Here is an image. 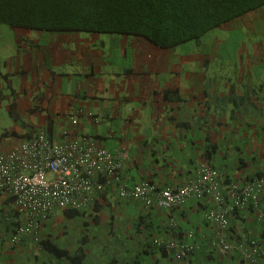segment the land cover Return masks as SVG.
<instances>
[{
	"label": "crops",
	"instance_id": "crops-1",
	"mask_svg": "<svg viewBox=\"0 0 264 264\" xmlns=\"http://www.w3.org/2000/svg\"><path fill=\"white\" fill-rule=\"evenodd\" d=\"M260 10L249 24L242 17L202 36L200 56L176 51L183 44L162 48L142 37L37 36L16 28L27 36L13 40L12 53L0 58V114L7 112L4 123L0 115V153L34 132L59 141L66 131L69 138L96 136L120 154L128 186L147 180L179 188L205 163L226 184L263 176ZM217 61L222 69L214 68ZM195 62L199 66L190 69ZM75 113L77 124L71 120ZM213 208L210 198L171 210L149 207L121 197L114 184L87 211L57 210L44 224L40 235L61 250L58 255L39 249L29 236L11 245L10 226L1 217L0 264H242L251 240L264 243V195L257 208L237 212L223 232L206 218ZM222 236L231 246L228 253Z\"/></svg>",
	"mask_w": 264,
	"mask_h": 264
},
{
	"label": "built area",
	"instance_id": "built-area-1",
	"mask_svg": "<svg viewBox=\"0 0 264 264\" xmlns=\"http://www.w3.org/2000/svg\"><path fill=\"white\" fill-rule=\"evenodd\" d=\"M121 168L123 157L97 147L92 139L51 142L43 132L0 153V195L6 207V211L0 209V218L14 223L11 245L19 244L32 228H39L56 208L87 211L114 184L120 186L123 198L142 200L149 207L156 204L171 210L193 199L210 198L216 208L206 218L222 232L229 228L236 210L252 202L257 207L264 194V177L224 187L222 174L206 163L189 184L179 188H161L151 181L129 187L119 176ZM24 211L31 215L29 224L19 221ZM220 244L225 253L231 251L224 236ZM242 260V264H264V243L251 240Z\"/></svg>",
	"mask_w": 264,
	"mask_h": 264
},
{
	"label": "trees",
	"instance_id": "trees-1",
	"mask_svg": "<svg viewBox=\"0 0 264 264\" xmlns=\"http://www.w3.org/2000/svg\"><path fill=\"white\" fill-rule=\"evenodd\" d=\"M263 5L264 0H0V22L15 29L84 33L96 38L98 34L142 37L165 48L200 40ZM96 146L105 148L101 141ZM75 210L65 214L83 213ZM42 244L50 253L61 251L49 240Z\"/></svg>",
	"mask_w": 264,
	"mask_h": 264
},
{
	"label": "rangeland",
	"instance_id": "rangeland-1",
	"mask_svg": "<svg viewBox=\"0 0 264 264\" xmlns=\"http://www.w3.org/2000/svg\"><path fill=\"white\" fill-rule=\"evenodd\" d=\"M260 11L261 10L259 8L255 9V10H252V11L248 12V14L243 16V17H246L245 21H247V23L249 24V22H252L253 20H255L259 16ZM238 23L242 24V19L239 20ZM234 28H235V30H237V25H235ZM219 29H220V31H225L224 30L225 28H219ZM263 30H264V27H263L262 31ZM32 32L36 33L37 36H40L38 31L34 30ZM209 33H211V32H209ZM82 34H84V33H82ZM113 35L114 34H111V35H108V34L107 35L106 34L99 35L98 34L99 37L97 39H102V38L110 37V36H113ZM21 36L26 37L27 34L23 33L20 30L12 28L11 26H9L7 24H4V23L0 22V58H4V57H6V56H8V55H10L12 53V41L15 40V39H18ZM205 36L203 38H205ZM31 37H34V35H31ZM117 37L119 38L120 36L117 35ZM91 38H92V35H91ZM19 39H21V38H19ZM204 50L205 49L203 47V41L202 40L201 41L200 40H194V41L186 42L183 45L178 46L176 48V51L185 52L186 54H189V55H198V56L202 55V52H204ZM156 52H157V48L154 47V49L151 52L152 56H154L156 54ZM113 55L116 56L117 52L115 51L113 53ZM195 65H196V67H198L199 63L195 62L194 65L191 64L190 65V69H192V70L195 69L196 68ZM186 66L184 68H186ZM214 68L222 69L223 68L222 62L217 61V63L215 64ZM4 113H7V112L6 111H2L1 114H0L1 115V120H2L1 122H3V123L5 122L3 120V117H4L3 114ZM7 124H9L7 127H10V128L12 127L13 120L11 119V116H10V120H8Z\"/></svg>",
	"mask_w": 264,
	"mask_h": 264
},
{
	"label": "clouds",
	"instance_id": "clouds-1",
	"mask_svg": "<svg viewBox=\"0 0 264 264\" xmlns=\"http://www.w3.org/2000/svg\"><path fill=\"white\" fill-rule=\"evenodd\" d=\"M264 7V5L262 6V7H260L259 9H261V8H263ZM248 14V13H247ZM247 14H245V15H247ZM244 15V16H245ZM243 17V16H242ZM242 17H239V18H236V19H233L234 21L235 20H238V19H240V18H242ZM49 32H53V33H55V34H57V33H63V34H74V33H70V32H54V31H49ZM77 34V33H76ZM75 35V34H74ZM93 116V115H92ZM80 117V114L79 113H75L74 115H72V122L74 123V124H77L78 122H77V119ZM39 132H43L44 134H45V132L44 131H39ZM39 132H34L33 134H31L30 135V137L29 138H31V137H33V136H35L36 134H38ZM47 135V134H46ZM63 138L61 139V140H59V141H62V140H66V141H71V140H81V139H83V138H89V139H92L93 140V143L95 144V145H97L98 143H100V139L99 138H97L96 136H93V135H81V136H79V137H74V138H69L68 137V132H66V131H64L63 132ZM48 136V135H47ZM52 139V138H51ZM54 141H57V140H54ZM104 149H106V150H108V151H110L108 148H104ZM110 152H112V151H110ZM112 153H114V152H112ZM115 154H117V153H115ZM118 155H120V154H118ZM206 164H209V163H206ZM210 165V164H209ZM212 166V165H211ZM123 167H124V161H123ZM213 167V166H212ZM216 169V168H215ZM122 170H123V168H122ZM198 172V171H197ZM220 172V171H219ZM121 173H122V171H121ZM222 177H223V185H224V187L226 186V187H228L230 184H232V183H239V184H244V183H246V182H248V181H250V180H253L254 178H256V177H253V178H249L248 180H246V181H233V182H231V183H229V184H226L225 183V179H224V176L222 175ZM257 177H264V175L263 176H257ZM122 179V178H121ZM122 181H123V179H122ZM124 182V181H123ZM143 182V181H142ZM151 182H153V181H151ZM125 184H127L126 182H124ZM141 183V182H140ZM138 184V183H137ZM117 185V184H116ZM119 186V185H118ZM110 187V186H109ZM129 187H132V186H129ZM119 193H120V186H119ZM264 195V194H263ZM121 196V195H120ZM122 197V196H121ZM262 197L263 196H261V199H262ZM229 198H230V194L228 193H226V199L229 201ZM261 199H260V202H261ZM195 200H198V199H195ZM142 201V200H141ZM260 202L258 203V206H259V204H260ZM96 203V202H95ZM255 206L254 204H253V202L252 203H250V205L249 206H247V207H245V208H243V209H239V210H236L235 211V213L231 216V218L237 213V212H240V211H243L244 209H246V208H248V207H250V206ZM257 206V207H258ZM256 207V206H255ZM256 207V208H257ZM57 210H64V211H67V210H73V209H59V208H56L55 210H54V212L48 217V219L47 220H45V221H41L40 222V225H39V228H37V229H35V227L34 228H32L33 229V231L34 232H30L29 234H27V235H25L23 238H22V241L24 240V238L25 237H27V236H29V237H31L32 239H33V241L36 243V245H37V247L39 248V249H41V250H45L44 249V247H43V244H42V240H44L42 237H41V235H40V231L42 230V228L44 227V224L45 223H47L50 219H51V217L53 216V214L57 211ZM210 210V209H209ZM75 211H77V210H75ZM24 215H26L25 217H24ZM30 220H31V215H30V213L28 212V211H24L23 213H22V215H21V217H20V219H19V221H20V223H24V222H26V223H30ZM17 224V223H16ZM15 224V225H16ZM7 225H9L10 226V235H12V230H11V228L12 227H14V223H10V222H8V224ZM35 236H37L38 237V240H36V238H35ZM46 240H48V239H46ZM10 241H11V239H10ZM21 241V242H22ZM20 242V243H21ZM19 243V244H20ZM18 245V244H17ZM47 250V249H46ZM48 251V250H47ZM54 255H58V254H54ZM63 256H66V254H64ZM79 263V262H78Z\"/></svg>",
	"mask_w": 264,
	"mask_h": 264
}]
</instances>
